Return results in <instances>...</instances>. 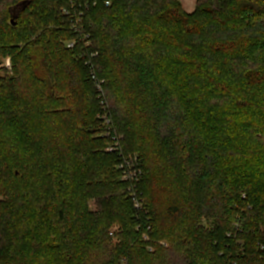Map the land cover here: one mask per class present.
Returning a JSON list of instances; mask_svg holds the SVG:
<instances>
[{
  "label": "trees",
  "instance_id": "trees-1",
  "mask_svg": "<svg viewBox=\"0 0 264 264\" xmlns=\"http://www.w3.org/2000/svg\"><path fill=\"white\" fill-rule=\"evenodd\" d=\"M199 2L0 0V264H264V0Z\"/></svg>",
  "mask_w": 264,
  "mask_h": 264
},
{
  "label": "built area",
  "instance_id": "built-area-1",
  "mask_svg": "<svg viewBox=\"0 0 264 264\" xmlns=\"http://www.w3.org/2000/svg\"><path fill=\"white\" fill-rule=\"evenodd\" d=\"M109 4V3H107ZM64 13L68 16L74 17V15H72L71 11L65 10ZM78 23L82 22V18L79 17V19H77ZM77 30H79V27H77ZM70 48H72L74 46V43H70L68 45ZM93 80L96 83V89L99 95V98L103 97L104 95V91H103V84L105 83L104 80L100 81L97 79L96 75L93 74L92 76ZM102 104V113L100 114L99 118L102 120L103 125L105 126V136L111 139L110 145L107 148L108 152H120L121 151V145H120V137L116 134H114L113 132V128H112V119L110 118V115L108 113V108L105 105V101L101 102ZM118 169L121 171L122 176L121 179L122 181H129V182H133V181H138V179L141 177L142 175V171L139 169V159L138 157H123L121 159V163L118 166ZM136 207H138V205H136ZM142 238L145 241L149 240V237L146 234H143ZM163 245H165L163 243ZM152 250V249H150Z\"/></svg>",
  "mask_w": 264,
  "mask_h": 264
},
{
  "label": "rangeland",
  "instance_id": "rangeland-1",
  "mask_svg": "<svg viewBox=\"0 0 264 264\" xmlns=\"http://www.w3.org/2000/svg\"><path fill=\"white\" fill-rule=\"evenodd\" d=\"M177 1L181 4L184 11L189 14L193 13L197 9L198 4L200 3L199 2L200 0H177ZM11 66H12L11 62L8 58L7 59L0 58V77L4 78L7 74H10L12 76ZM91 206H92V210L97 209V207L93 203L91 204Z\"/></svg>",
  "mask_w": 264,
  "mask_h": 264
},
{
  "label": "water",
  "instance_id": "water-1",
  "mask_svg": "<svg viewBox=\"0 0 264 264\" xmlns=\"http://www.w3.org/2000/svg\"><path fill=\"white\" fill-rule=\"evenodd\" d=\"M26 4H27L26 2H24V3H20L19 5H17V6L12 10V16H13V18H17L18 13H19L22 9L25 8ZM12 23L15 25V21H14V19L12 20Z\"/></svg>",
  "mask_w": 264,
  "mask_h": 264
}]
</instances>
